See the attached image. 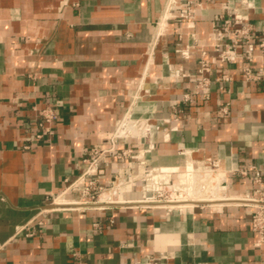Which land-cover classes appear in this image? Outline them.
I'll use <instances>...</instances> for the list:
<instances>
[{
	"label": "crops",
	"instance_id": "1",
	"mask_svg": "<svg viewBox=\"0 0 264 264\" xmlns=\"http://www.w3.org/2000/svg\"><path fill=\"white\" fill-rule=\"evenodd\" d=\"M167 2L0 0V264H264L248 207L50 209L57 197L80 200L70 184L85 160L110 147L127 113L160 128L118 147L152 144L144 157L152 166L219 159L235 190L264 192V49L255 52L257 81L244 80L242 47L235 63L213 50L227 5L250 4L241 11L264 40V0H199L191 28L178 19L161 26ZM188 46L184 58L179 50ZM204 53L213 80L207 100L194 94ZM223 74L232 80L216 82ZM45 108L56 118L39 140ZM105 162L101 184L124 174ZM250 167L261 184L252 170L237 173Z\"/></svg>",
	"mask_w": 264,
	"mask_h": 264
},
{
	"label": "built area",
	"instance_id": "2",
	"mask_svg": "<svg viewBox=\"0 0 264 264\" xmlns=\"http://www.w3.org/2000/svg\"><path fill=\"white\" fill-rule=\"evenodd\" d=\"M240 7L225 6L220 15V24L215 27L213 50L216 59L221 63H235L239 58L238 47H242V58L246 61L243 76L246 81H257L261 78L260 72L253 71L256 48L264 49V40L257 41L255 29L249 16L243 14L242 7L251 8L250 4H241ZM201 4L199 0H168L161 26L165 21L178 19L188 28L193 27L196 12ZM195 41V38H192ZM189 46L179 50L184 58L189 57ZM200 58V70L194 76V94L203 100L210 97L213 80L205 72L209 71L206 54ZM232 78L228 74L215 79L216 82H229ZM192 101L190 94L184 95V102ZM221 113H228V106L221 108ZM56 118L53 109L45 108L39 112L36 123V136L39 140L49 133L47 124ZM128 118L129 123L138 130L136 135H118L117 131ZM169 120H163L167 123ZM162 123V124H163ZM149 119H134L127 113L117 124L111 138L109 148L97 152L92 159L85 160V169L77 180L72 182L69 189L80 191L78 201H62L59 197L49 204L50 209H96L105 210L111 207L149 209L164 211L166 215L174 212H189L195 208H214L225 210L228 208L248 207L252 209L251 228L258 236L257 244L264 241V192L256 189L254 194L235 190L227 181L226 172L219 159H208L197 164H185L183 167L152 166L144 159L153 149L135 150L120 148L117 140L146 139L154 130H159ZM107 157L112 159V167L118 170L124 167V174L115 173L106 184L99 179L104 174L102 166ZM254 171L255 182L261 184V173L255 167L237 170V173L246 176ZM56 203H65L59 205ZM26 236L33 237L34 231L25 228ZM151 263V262H150ZM149 263V264H150Z\"/></svg>",
	"mask_w": 264,
	"mask_h": 264
},
{
	"label": "bare ground",
	"instance_id": "3",
	"mask_svg": "<svg viewBox=\"0 0 264 264\" xmlns=\"http://www.w3.org/2000/svg\"><path fill=\"white\" fill-rule=\"evenodd\" d=\"M138 133V130H136L128 121V118H126L124 120V122L122 123V125L120 126V128L117 131L118 135H124V134H132V135H136ZM59 205H64L65 203H56Z\"/></svg>",
	"mask_w": 264,
	"mask_h": 264
}]
</instances>
